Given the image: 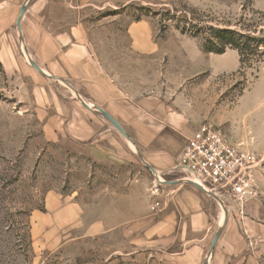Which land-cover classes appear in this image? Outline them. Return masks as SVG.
Listing matches in <instances>:
<instances>
[{"label":"rangeland","instance_id":"obj_1","mask_svg":"<svg viewBox=\"0 0 264 264\" xmlns=\"http://www.w3.org/2000/svg\"><path fill=\"white\" fill-rule=\"evenodd\" d=\"M66 1L71 2L70 12L63 7ZM99 1L95 3L101 5ZM112 1L115 6L85 9L78 0H55L60 2L56 6L53 0H0V42L10 45V36H15L18 53L31 64L16 25L20 10L29 24L47 9L64 22L87 16L90 49L108 70L119 73L130 61L125 55L127 26L146 21L161 54L152 57V69L145 75L150 87L157 85L163 70L172 87L181 71L188 72L181 85L192 93L191 115L198 119L194 128L210 122L255 154L251 178L257 193L243 199L222 193L213 197L220 215L238 219L244 232L253 225L264 234V55L241 68L235 49L204 52L201 36L191 35L206 32L210 25L234 28L240 18L251 29L259 23V30L264 23L254 11L264 12V0ZM111 52L117 57H108ZM101 128L94 126L109 138ZM74 129L65 138H45L41 118L0 63V264L173 262L175 244L158 235V192L165 182L190 180L189 174L181 167L154 174L140 160L141 151L119 133V142L102 140L119 159L96 162L85 143L73 137ZM50 193L56 197L48 201Z\"/></svg>","mask_w":264,"mask_h":264},{"label":"crops","instance_id":"obj_2","mask_svg":"<svg viewBox=\"0 0 264 264\" xmlns=\"http://www.w3.org/2000/svg\"><path fill=\"white\" fill-rule=\"evenodd\" d=\"M99 2L101 5L95 0H78L85 9L116 5L112 0ZM56 4L60 2L53 0ZM63 5L70 12L71 2ZM52 11L47 9V14H40L30 24L23 20L25 13L21 18L22 43L42 72L18 53L15 36H10V45L0 42L2 68L41 118L44 137L65 138L75 126L77 134L73 137L85 143L94 161L119 159L102 141L104 133L101 136L94 130L100 126L111 140L119 142L117 133L122 134L104 116L106 113L156 172L168 174L181 169L178 161L184 139L187 141L194 132L198 120L191 115V90L181 85L188 72L181 71V79L172 87L163 70L164 74L155 79L157 85L150 87L145 75L152 69V57L161 54L151 40L149 24L138 20L127 26L129 46L125 55L130 61L115 73L90 49L87 16L64 22ZM108 57L117 56L111 52ZM183 180L165 182L158 192V235L176 246L174 261L165 264H264V234L255 232L253 225L244 232L238 219L219 214L213 196ZM54 197L56 194L50 193L48 201ZM215 234L218 237L210 251Z\"/></svg>","mask_w":264,"mask_h":264},{"label":"built area","instance_id":"obj_3","mask_svg":"<svg viewBox=\"0 0 264 264\" xmlns=\"http://www.w3.org/2000/svg\"><path fill=\"white\" fill-rule=\"evenodd\" d=\"M255 154L231 142L220 128L204 122L188 137L178 165L191 182L212 193L243 199L257 193L251 169Z\"/></svg>","mask_w":264,"mask_h":264},{"label":"trees","instance_id":"obj_4","mask_svg":"<svg viewBox=\"0 0 264 264\" xmlns=\"http://www.w3.org/2000/svg\"><path fill=\"white\" fill-rule=\"evenodd\" d=\"M254 15L258 22L264 23V12L254 11ZM250 27L249 24H245V19L240 18L234 28H218L210 25L207 27L208 32L194 31L191 32V35L201 36V48L204 52L223 54L228 48L235 49L240 67L243 68L252 59L261 61L260 57L264 55V24L259 30H256L257 27H260L259 23L253 25L252 29ZM182 31L185 30L182 29ZM256 31L259 36L255 35Z\"/></svg>","mask_w":264,"mask_h":264},{"label":"water","instance_id":"obj_5","mask_svg":"<svg viewBox=\"0 0 264 264\" xmlns=\"http://www.w3.org/2000/svg\"><path fill=\"white\" fill-rule=\"evenodd\" d=\"M24 12V9L20 10L19 12V15L17 17V20H16V25H17V28L19 30V32L21 31V27H20V20H21V16ZM31 65L36 68L38 71L42 72V70L34 63V62H31ZM104 116L109 120V122L125 137L128 139V136L126 135L125 131L122 129V127L108 114L104 113ZM139 158L140 160L154 173L156 174V170L154 168H152L151 166H149L148 164L145 163L144 159L142 158V156L139 155ZM192 185H194L196 188H198L199 190L203 191V192H208L206 191L202 186H200L199 184L197 183H194V182H191ZM208 194H210L211 196H213L214 194L211 193V192H208ZM217 237H218V234H215V236L213 237V240L211 242V246H210V251L213 249L214 247V244L217 240Z\"/></svg>","mask_w":264,"mask_h":264}]
</instances>
